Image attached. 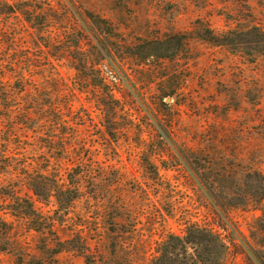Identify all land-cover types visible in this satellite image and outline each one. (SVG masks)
Here are the masks:
<instances>
[{
	"label": "rangeland",
	"instance_id": "374dc122",
	"mask_svg": "<svg viewBox=\"0 0 264 264\" xmlns=\"http://www.w3.org/2000/svg\"><path fill=\"white\" fill-rule=\"evenodd\" d=\"M15 1L36 10L38 19L46 4ZM47 4L58 14L66 6L87 39L95 41L87 11L113 28L108 39L119 51L113 66L123 112L112 128L122 133L118 144L108 143L102 137L109 128L105 115L89 106L93 95L75 93L78 109L71 119L77 120L78 112L85 115L86 125L76 124L89 146L83 158L91 163L94 179L84 184V193L75 202L72 192H61L50 203L33 197L39 214L30 220L8 213V225H0V264H150L157 245L170 233L183 236L186 224L201 223L204 215L208 225L238 247L231 246L224 264H246L245 239H250L251 226L261 213L234 210L220 212L221 220L212 218L204 208L208 198L201 182L183 160L176 164L177 149L164 131L203 161L213 155L217 169L228 168V174L242 182L255 174L251 169L264 173V0H47ZM2 22L13 29L22 26L24 18ZM30 31L14 42L18 32L0 34V47L13 53L12 59L25 56L35 65L50 59L72 86L74 72L58 54V40ZM3 82L13 88L9 74L0 76V87ZM82 103L85 108L80 111ZM24 131L19 130L21 139L33 145L21 150L23 161L41 169L49 159L57 164V182L72 187L73 177L83 171L72 166L75 155L62 157L47 146L46 137L31 142L34 134ZM149 158L159 164L160 180H151L145 168ZM120 175L122 183H116L114 177ZM91 187L102 189L95 192L100 194L97 200ZM124 199L128 209L120 206ZM79 232L84 233L87 249L76 238ZM54 235L62 240L72 236L65 245L69 250L57 254L60 246ZM82 252L86 257L80 256ZM178 261L184 262L183 255Z\"/></svg>",
	"mask_w": 264,
	"mask_h": 264
},
{
	"label": "trees",
	"instance_id": "16d2710c",
	"mask_svg": "<svg viewBox=\"0 0 264 264\" xmlns=\"http://www.w3.org/2000/svg\"><path fill=\"white\" fill-rule=\"evenodd\" d=\"M45 2L38 19L36 10L21 7L19 1L0 0V34L2 36H8V34L13 36L12 31L18 32L13 36L12 42H14L18 40V36L29 33L32 29L33 32H41L46 38L58 40L61 47L58 54L62 60L69 63V69L74 72L71 86L67 83L62 71L57 69L50 59L48 64L35 65L25 56L12 59L13 53L0 47V76L7 73L14 81V84L10 85L13 87L11 89H8V83L4 82L0 87V225L2 226L8 225V219H5L8 213L16 219L26 220L39 214L33 197L50 203L49 200L56 199L61 192H72L73 202H75L82 197L86 188L84 184L94 179L91 163L83 158L89 146L79 135L80 128L76 124L80 121L81 125L85 126V115L78 112L76 114L78 119L75 121L71 119L78 109L73 99L77 98L75 93L93 95V102L89 103V106L97 107L100 114L105 115L109 128L106 127L102 137L108 143L118 144L119 135L122 133L112 128L114 121L123 112L118 99L121 94L120 80L118 81L115 76L113 66L114 62L118 64L116 57L119 51L110 45L111 42L109 44L108 39L113 35V28L106 19L87 11V20L91 24L95 41L87 39L84 37L85 33L81 25L75 20L74 13L65 6L64 10L61 9L58 14L57 11L53 12L52 9L55 8L47 4V0ZM19 16L24 18V23L20 27L10 29L7 22H2L10 17ZM34 20H38L37 23ZM208 33L213 40L219 42L214 32L208 29ZM83 108L85 105L82 103L80 111ZM21 129H27L24 132L31 131L34 134L31 142L38 143L41 138L46 137V144L50 149L59 150L62 157L70 155L71 159L76 157L75 164L60 161V164L69 163L75 166V169H83L76 175L77 177H73L75 183H72V187H68L64 181L61 184L57 182V164H52L49 159L43 162L45 166L41 169L23 161L24 156L21 150H26V146L32 143L30 144L28 139L27 141L21 139L23 136L19 133ZM127 131L129 130L123 133ZM164 134L177 149L179 156H176V164L179 166L183 160L201 182L205 190L204 197L208 198H205L207 204L204 208L212 218L215 219V216H218L221 220L220 212L228 214L234 210L261 213L254 219L255 225L251 226L250 239H245L248 252L244 251V256L246 264H264V173L258 169H251L255 174H251L242 182L241 178L236 179L228 174V168L222 167V171L217 169L213 155L208 156L209 161H203L194 151H186L179 147L167 131H164ZM160 137L166 142L163 136ZM151 138L153 136L149 137ZM40 157L45 156L40 155ZM230 166V170H234L235 165ZM145 168L152 176L151 180H160V166L156 161L149 158ZM65 172L66 170L63 175ZM114 178L116 183H122L121 175ZM233 181L237 183L233 184ZM246 181L252 183L245 185ZM139 188L144 190L141 185ZM91 189L92 193L102 192L100 188L91 187ZM154 189L157 190L156 187ZM95 194L97 196L93 198L97 200L100 194ZM121 202L120 206L128 209L129 203H126L125 199ZM204 218L201 223L189 221L183 236L170 233L157 245L150 264H179L180 255L184 257L182 264H224L232 252L231 246L238 247L232 239L227 241L223 233L217 231L214 226L208 225L207 215H204ZM114 221L120 224L118 217H115ZM51 224L54 222L48 225ZM52 226L51 232L54 231ZM223 231L227 232L226 228H223ZM83 234L77 233L76 238L78 242H82L83 248L87 249L88 244ZM54 236L57 239V245L60 246L57 254L69 250L65 248V245L73 239L72 236L66 240H62L57 235ZM80 256L84 258L86 253L82 252Z\"/></svg>",
	"mask_w": 264,
	"mask_h": 264
}]
</instances>
